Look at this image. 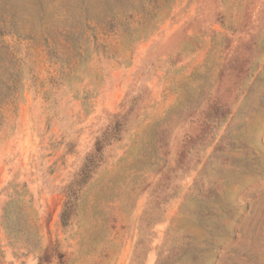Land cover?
<instances>
[{"label":"rangeland","instance_id":"obj_1","mask_svg":"<svg viewBox=\"0 0 264 264\" xmlns=\"http://www.w3.org/2000/svg\"><path fill=\"white\" fill-rule=\"evenodd\" d=\"M0 264H264V0H0Z\"/></svg>","mask_w":264,"mask_h":264},{"label":"trees","instance_id":"obj_2","mask_svg":"<svg viewBox=\"0 0 264 264\" xmlns=\"http://www.w3.org/2000/svg\"><path fill=\"white\" fill-rule=\"evenodd\" d=\"M65 215H66V210H65L64 213H63V221H64V222H66Z\"/></svg>","mask_w":264,"mask_h":264}]
</instances>
